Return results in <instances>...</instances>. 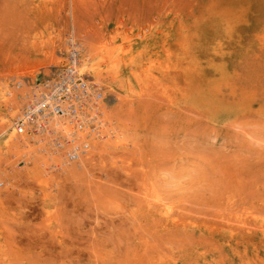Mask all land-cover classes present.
<instances>
[{
    "label": "rangeland",
    "instance_id": "374dc122",
    "mask_svg": "<svg viewBox=\"0 0 264 264\" xmlns=\"http://www.w3.org/2000/svg\"><path fill=\"white\" fill-rule=\"evenodd\" d=\"M72 34L116 134L64 165L13 119ZM0 181V264H264V0H0Z\"/></svg>",
    "mask_w": 264,
    "mask_h": 264
},
{
    "label": "built area",
    "instance_id": "2783aa9c",
    "mask_svg": "<svg viewBox=\"0 0 264 264\" xmlns=\"http://www.w3.org/2000/svg\"><path fill=\"white\" fill-rule=\"evenodd\" d=\"M78 43L75 36H70L61 65L53 66L35 81L25 77L17 82L18 88L28 90L19 114L13 119L15 133L39 135L44 152L64 165L77 163L88 154L99 139L95 133L103 123V93L97 82L81 72ZM66 126L72 131H66Z\"/></svg>",
    "mask_w": 264,
    "mask_h": 264
},
{
    "label": "bare ground",
    "instance_id": "6f19581e",
    "mask_svg": "<svg viewBox=\"0 0 264 264\" xmlns=\"http://www.w3.org/2000/svg\"><path fill=\"white\" fill-rule=\"evenodd\" d=\"M73 35V34H72ZM74 36V35H73ZM80 48V51H81V47H82V44L79 42L78 44H77V48ZM83 53V52H82ZM80 57H81V54H80ZM82 58V57H81ZM80 58V60H79V66L81 65V66H87V64H88V58H83V60ZM203 61H204V59H203ZM200 64V63H199ZM200 68V67H199ZM101 69V68H100ZM27 97V93L25 94V98ZM104 102H102L101 104H100V111H101V113H102V115H103V120H101V122H103L101 125H100V128L98 127V130L96 131V133H95V135L99 138V140H103V139H107L108 137H113V136H115L114 134H116V130H114L113 128H112V123L111 124H109L110 126H108L107 124H108V122H111V120L109 121V119L107 118L106 119V117H107V109L105 108V106H104V104H103ZM11 114V113H10ZM57 121L59 120L58 118L56 119ZM14 125V124H13ZM60 126V125H59ZM65 129H66V131H68V132H71L72 131V129L70 128V127H68V126H66L65 127ZM97 129V128H96ZM7 132V129L6 130H4V133H6ZM15 132V131H14ZM14 132H12V133H14ZM94 133V132H93ZM12 135V134H11ZM11 135H9V136H11ZM14 135V134H13ZM20 136V135H19ZM38 136L39 135H37V137L36 136H34V135H32V136H29L30 138H32V139H35L34 140V143H37V145L35 146V147H32V145H30L26 140H25V137H15L14 136V138L18 141V142H20L21 144L20 145H22L25 149H26V151H25V154H29V156H30V154L31 155H35L36 154V152L37 153H44V154H47V155H49V157H52V156H50L51 154H49V153H46V152H44V145L42 144L43 142H42V140L41 139H39L38 138ZM18 142H17V144H18ZM16 143V142H15ZM24 154V155H25ZM41 154V155H42ZM46 155V156H47ZM26 156V155H25ZM48 158V157H47ZM55 158V157H54ZM29 160V159H28ZM51 161V160H50ZM81 161V160H80ZM80 161H78V162H80ZM84 161V160H83ZM83 161H81V162H83ZM63 164V163H62ZM168 205V204H167ZM164 206V208H163V211L165 212V214L166 215H170V214H172L171 213V211H173V206L172 207H170L169 205L168 206ZM161 209V208H160ZM161 211V210H160ZM176 213V212H175ZM164 214V213H163ZM172 216V215H171ZM167 218V217H166ZM172 219H174V218H172ZM175 223V222H174Z\"/></svg>",
    "mask_w": 264,
    "mask_h": 264
}]
</instances>
